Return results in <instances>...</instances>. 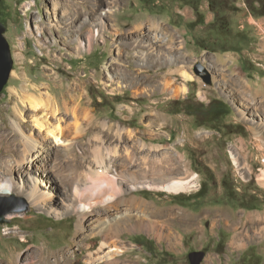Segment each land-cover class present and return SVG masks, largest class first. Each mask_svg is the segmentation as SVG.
Here are the masks:
<instances>
[{
	"label": "rangeland",
	"instance_id": "374dc122",
	"mask_svg": "<svg viewBox=\"0 0 264 264\" xmlns=\"http://www.w3.org/2000/svg\"><path fill=\"white\" fill-rule=\"evenodd\" d=\"M151 1L1 2L14 69L0 93V168H15V182L38 185L54 200L5 195L29 206L0 221V264H53L71 254L70 264H87L112 247L116 258L125 245L121 258L134 264H191L197 250L206 252L202 264H264V18L259 35L257 24L247 28L252 36L235 27V42L244 40L239 50L215 51L196 41L210 37L208 26L192 31L177 5L157 0L151 11ZM198 61L211 83L194 71ZM31 94L49 108L34 111ZM213 100L230 112L203 122ZM52 105L60 111L53 114ZM43 113L52 128L61 117L65 143L35 126L34 115ZM79 173L86 179L74 198ZM189 174L196 175L192 187H162ZM141 198L196 214L197 230L184 228L180 216L139 214ZM157 216L183 236L179 248L137 228L115 237L125 221L127 228L147 218L162 225Z\"/></svg>",
	"mask_w": 264,
	"mask_h": 264
},
{
	"label": "bare ground",
	"instance_id": "6f19581e",
	"mask_svg": "<svg viewBox=\"0 0 264 264\" xmlns=\"http://www.w3.org/2000/svg\"><path fill=\"white\" fill-rule=\"evenodd\" d=\"M111 13H112V11L110 9H106V10L103 9V12L101 13V15H105V14L109 15ZM99 31H100V28L99 27H98V29L96 28L95 32L96 33H99ZM66 87L68 89H70L68 87V85ZM185 90H186V88H184L182 86V91H185ZM172 93L173 94H178L179 92L176 91V89H173V92ZM29 99H30L29 104H30V106L32 107V109L34 111H38V108H40L41 106H46L45 109H48L49 108V106L44 105L43 102L39 101L38 100V97L35 94H33V95L31 94ZM24 102H26V101H24ZM68 109H69V107H68V104H67L66 105V110H68ZM51 110H52L53 114H56L58 111H60V107L57 106V105H52V109ZM73 111H74V115H75V113H76L75 112V109ZM19 115L22 118H24V116H23L24 114H22L21 112H19ZM34 116H35V118H34L33 121H34L35 126L37 128H39V129L47 128L48 129V133H50L52 135V137L55 138L56 141H58V142L59 141H62L63 143H65V140H64L65 129H64L63 125H61V123H60V121H61L60 118L61 117H58V122L52 128V125H50L48 123L49 121H48V118H47L48 117L47 113L36 114ZM16 126L19 129V131L20 130L22 131L21 126H20L19 123H17ZM77 126L79 127V125H77ZM28 139H29V143L31 142L32 143L31 145H33V146L36 147V145L38 144V140L34 136H32L31 138L28 137ZM97 163L98 164L104 163L102 161V156H100L98 158V162ZM89 170H90V168H89ZM15 172H16V169L13 168V167H11L8 170H3L2 168H0V195L1 194L2 195H9V194H13L15 192H19V193L24 194L29 199V201L31 203H33V204H39V202H41V201H44V202H53V200H54L53 194L52 193H47V194L45 193L44 194L41 191V189H39L38 185L28 187V185L25 184L24 180L23 181H20V182H15L13 180V175L15 174ZM161 173H159V174H161ZM169 176H170V174H169ZM195 176L196 175H194V174H189L187 177H181V178L171 179V180H168V181L163 182L162 187L165 188V189L172 190V191L173 190L174 191L185 190L188 187H192V186L195 185ZM84 177L85 176H84L83 173H79V174H77L75 176V179L73 180L74 183H77L78 184V185H75V190H74V196L75 197L74 198H78V193L80 191L79 188L82 187L84 185V183H85V179L86 178H84ZM129 179H130V181H133L131 178H129ZM140 182H146V180H144V181L141 180ZM132 186H133V184H132ZM106 199L109 200V201L110 200L112 201L113 200V197L112 196H108ZM143 203H145V202H143ZM64 204L67 207H69V208L75 206V204H73V203H66V202H64ZM89 205H86V204H84L82 202L79 203V206H80L81 210H90L91 206H89ZM125 214H127V213H124L123 216H125ZM117 217L120 218L122 216L121 215H117ZM110 224H112V223H110ZM103 243H105V242H103ZM43 248H45V246H43ZM114 250H116V249L114 247H112L111 249H109V251H107L108 253H107L106 257L103 256V255L102 256L100 255L99 257H97V259L95 261L92 262V259L90 258L91 261L88 260V261H86V263L87 264H119V262L116 261L114 259V257L111 255V253ZM71 259H72V254H71V256H68L65 260H62V259L56 260L57 262H55L54 264H70Z\"/></svg>",
	"mask_w": 264,
	"mask_h": 264
},
{
	"label": "crops",
	"instance_id": "0c3cea01",
	"mask_svg": "<svg viewBox=\"0 0 264 264\" xmlns=\"http://www.w3.org/2000/svg\"><path fill=\"white\" fill-rule=\"evenodd\" d=\"M237 4L241 9H240V11L232 14L233 28L235 29V27H236L237 31L241 32L242 36H245L251 30V29H249V31H248L247 28H252V24H257L261 28L260 31H257V34L259 35L260 32L262 34V19L264 17H262V16L258 17V16L253 15L247 7L246 0H238ZM174 5H177V11H178L179 15L187 22V25H188V23L193 22L197 19L196 13L191 6L183 5V4H180L179 2L174 3ZM201 10H202V14H203L205 22L197 25L195 28L189 27L192 31L196 30V28H198V27L202 28L204 26L205 27L209 26L215 20V13L211 10L208 0H205L202 3ZM249 34L251 36L253 35L250 32H249ZM196 41H197V38H196ZM242 42H244V40ZM133 197H136V196H133ZM143 202H145V203H143ZM135 203L137 205H139L138 208L140 209V211L138 212L137 210H134L133 208H131V209L135 212H138L139 214L146 215V216H148V215L152 216L155 212H158L159 214H162V216L164 214H167V213H169L170 215H173L174 218L177 216H180L181 218H179L178 220L184 222L183 225L181 224L184 228L189 229L191 231L197 230L198 218H197L196 214L185 212V211L179 210L175 207H168V208H156L154 206L152 207L150 202H148L146 199H142V198L139 199L138 201L136 200ZM223 214L227 215L226 213H223ZM152 217H156V216H152ZM157 217L159 220L162 221V225L159 224V221L150 220L147 218L146 221L140 219V223H138L137 226L135 225V226H132L131 228H127L126 226H128V222L125 221L124 223H122L120 225V227L117 226L118 232L116 231L115 237L120 236L122 231H124V230L128 231L132 228H133L132 230H134V228H137V229H142V230H148L149 232H156L158 234L157 237L159 238V240L165 239L169 242V245L171 248L172 247L173 248H179L180 245H182V243H183L182 242L183 236L181 238L179 235L180 233L178 231H175L171 227V222L168 220V218L165 219L163 217H159V216H157ZM116 221H118V220H116ZM165 226H166V228H165ZM237 236H238V233H236L234 235V237L232 239V243H234V240H236ZM239 240H242V238H240ZM128 248L129 247H127L125 245V248H122V252L114 259L115 260L120 259L121 264H122V262L125 263L129 260H131L132 264H134V260L131 258H128V259H122L121 258L123 256L122 254L125 251V249L129 250ZM46 261L49 262V264H51L50 263L51 261L49 258H47ZM52 263L54 264L55 262H52Z\"/></svg>",
	"mask_w": 264,
	"mask_h": 264
},
{
	"label": "trees",
	"instance_id": "16d2710c",
	"mask_svg": "<svg viewBox=\"0 0 264 264\" xmlns=\"http://www.w3.org/2000/svg\"><path fill=\"white\" fill-rule=\"evenodd\" d=\"M167 1V0H166ZM172 3L179 2L183 5L191 6L197 16V19L193 22L188 23V26L195 28L197 25L204 23V17L201 10V5L205 0H168ZM211 10L215 13V20L208 27L210 30L207 31L210 37H199L197 38V43L202 48H207L211 50H239L238 44L235 39L237 34L234 33L233 23H232V14L240 11L238 6V0H208ZM247 7L249 11L255 16L264 17V0H246ZM149 10H156L157 0H152L150 2ZM151 6H153L151 8ZM166 6H164L165 8ZM166 9V8H165ZM161 11V7L159 9ZM165 11V10H164ZM241 48V46H239ZM194 110L192 114H200V108L193 106ZM230 112L229 106L222 100H213L205 112L202 111L203 122L218 119L222 116L227 115ZM203 187L200 189L201 192ZM202 193V192H201Z\"/></svg>",
	"mask_w": 264,
	"mask_h": 264
},
{
	"label": "water",
	"instance_id": "95a60500",
	"mask_svg": "<svg viewBox=\"0 0 264 264\" xmlns=\"http://www.w3.org/2000/svg\"><path fill=\"white\" fill-rule=\"evenodd\" d=\"M3 0H0V4ZM8 26L0 20V93L7 86L11 74L14 69V58L11 51V45L6 37ZM194 71L201 76L204 81L212 82V72L202 62L198 61L194 65ZM23 203V204H22ZM28 202L24 199L13 196L7 198L5 195H0V221H4L6 215L12 212H19L28 209ZM206 255L205 251L197 250L189 254L191 264H202Z\"/></svg>",
	"mask_w": 264,
	"mask_h": 264
}]
</instances>
